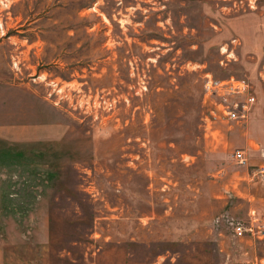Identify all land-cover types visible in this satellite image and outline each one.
<instances>
[{"label": "rangeland", "instance_id": "1", "mask_svg": "<svg viewBox=\"0 0 264 264\" xmlns=\"http://www.w3.org/2000/svg\"><path fill=\"white\" fill-rule=\"evenodd\" d=\"M0 264H264V0H0Z\"/></svg>", "mask_w": 264, "mask_h": 264}, {"label": "built area", "instance_id": "2", "mask_svg": "<svg viewBox=\"0 0 264 264\" xmlns=\"http://www.w3.org/2000/svg\"><path fill=\"white\" fill-rule=\"evenodd\" d=\"M203 96L205 103L218 106L215 108L220 111L219 116L226 120L247 118L250 109L257 103V97L251 91V85L243 78L220 79L210 76L204 80ZM241 109H243L242 113ZM235 156L241 163H247L243 151L238 150ZM234 229L235 234L241 236L252 228L237 224Z\"/></svg>", "mask_w": 264, "mask_h": 264}]
</instances>
